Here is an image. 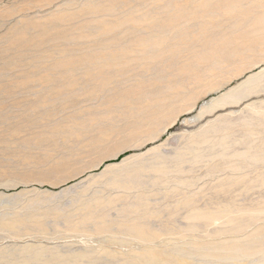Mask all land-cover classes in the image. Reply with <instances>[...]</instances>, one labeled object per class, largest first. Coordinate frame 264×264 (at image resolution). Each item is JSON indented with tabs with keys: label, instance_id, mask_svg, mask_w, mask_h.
<instances>
[{
	"label": "rangeland",
	"instance_id": "obj_1",
	"mask_svg": "<svg viewBox=\"0 0 264 264\" xmlns=\"http://www.w3.org/2000/svg\"><path fill=\"white\" fill-rule=\"evenodd\" d=\"M0 264H264V0H0Z\"/></svg>",
	"mask_w": 264,
	"mask_h": 264
}]
</instances>
